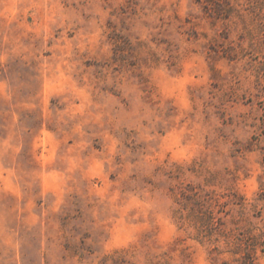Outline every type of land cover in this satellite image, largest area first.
Here are the masks:
<instances>
[{
    "label": "rangeland",
    "instance_id": "1",
    "mask_svg": "<svg viewBox=\"0 0 264 264\" xmlns=\"http://www.w3.org/2000/svg\"><path fill=\"white\" fill-rule=\"evenodd\" d=\"M0 264H264V0H0Z\"/></svg>",
    "mask_w": 264,
    "mask_h": 264
}]
</instances>
